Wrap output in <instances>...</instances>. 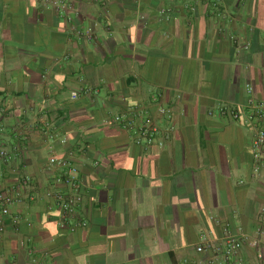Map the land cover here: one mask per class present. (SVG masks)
Wrapping results in <instances>:
<instances>
[{
    "label": "crops",
    "instance_id": "1",
    "mask_svg": "<svg viewBox=\"0 0 264 264\" xmlns=\"http://www.w3.org/2000/svg\"><path fill=\"white\" fill-rule=\"evenodd\" d=\"M248 87L264 102V0H0V192L24 198L0 212V264H224L226 228L257 264L264 164L254 129L219 112ZM116 116L173 129L146 147ZM56 159L78 170L75 233L44 196L65 190Z\"/></svg>",
    "mask_w": 264,
    "mask_h": 264
},
{
    "label": "built area",
    "instance_id": "2",
    "mask_svg": "<svg viewBox=\"0 0 264 264\" xmlns=\"http://www.w3.org/2000/svg\"><path fill=\"white\" fill-rule=\"evenodd\" d=\"M161 13H165L164 10ZM247 93L250 95L248 102L244 108H229L226 106L220 107V114L227 115L233 121L243 123L254 129L253 139V157L256 163L264 164V102L255 100L252 96L251 87L247 88ZM159 114L168 120L172 116L169 110L164 106L158 108ZM135 114L141 115L140 111L134 110ZM144 114V113H143ZM138 115V116H139ZM113 122L122 125L128 129L135 138L138 145H145L146 147L158 146L164 147L166 140L169 138V131L162 132L158 124L146 120L140 125H135L133 121H127L122 116L113 118ZM42 130L50 141L59 140L63 145L67 143V138L59 137L52 131L49 123H44ZM161 137L160 139H158ZM17 149V146L14 147ZM12 159L11 155L5 149H0V165L2 162H8ZM54 166L58 170V174L53 179V187L61 185L65 190H59L55 187L44 192L47 200L52 202V207L58 214L57 225L60 229L67 230L70 233H75L79 229L87 226L85 219L79 216V208L82 205L83 197L81 194V182L78 178V170L69 160L56 159ZM20 186L28 187L32 184V179L28 175H24L20 182ZM23 196L20 193L19 187H13L11 191L0 192V212L3 216L10 214L11 207L14 204H19L23 201ZM28 202L35 200L34 195L27 196ZM12 223L17 225L19 219L17 217L12 219ZM30 226V224H28ZM224 247L218 249L217 253L222 256L224 264H246L242 258L243 241L241 237L231 233L226 228L223 237ZM208 237L201 236V243L196 247V253L202 254L209 250ZM185 264H190L188 261ZM257 264H264V252H259L257 255Z\"/></svg>",
    "mask_w": 264,
    "mask_h": 264
}]
</instances>
